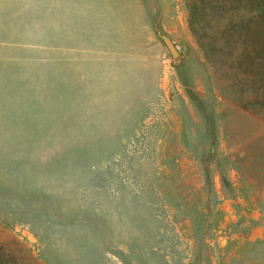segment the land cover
<instances>
[{
	"label": "rangeland",
	"instance_id": "obj_1",
	"mask_svg": "<svg viewBox=\"0 0 264 264\" xmlns=\"http://www.w3.org/2000/svg\"><path fill=\"white\" fill-rule=\"evenodd\" d=\"M262 11L0 0V264H264Z\"/></svg>",
	"mask_w": 264,
	"mask_h": 264
},
{
	"label": "trees",
	"instance_id": "obj_2",
	"mask_svg": "<svg viewBox=\"0 0 264 264\" xmlns=\"http://www.w3.org/2000/svg\"><path fill=\"white\" fill-rule=\"evenodd\" d=\"M263 14H264V11H262V12L260 13V15H263ZM262 65H264V51H263Z\"/></svg>",
	"mask_w": 264,
	"mask_h": 264
},
{
	"label": "water",
	"instance_id": "obj_3",
	"mask_svg": "<svg viewBox=\"0 0 264 264\" xmlns=\"http://www.w3.org/2000/svg\"><path fill=\"white\" fill-rule=\"evenodd\" d=\"M172 53L175 55V52L174 51Z\"/></svg>",
	"mask_w": 264,
	"mask_h": 264
}]
</instances>
